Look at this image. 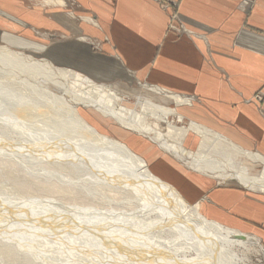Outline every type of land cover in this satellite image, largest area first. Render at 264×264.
I'll return each mask as SVG.
<instances>
[{"label":"bare ground","instance_id":"6f19581e","mask_svg":"<svg viewBox=\"0 0 264 264\" xmlns=\"http://www.w3.org/2000/svg\"><path fill=\"white\" fill-rule=\"evenodd\" d=\"M73 69L0 44V113H15L23 123H0V181L14 180L13 188L0 185L4 262L247 264L251 254L264 255L258 235L211 218L205 198L187 201L142 155L144 145L157 146L194 173L264 193L262 154L242 149L174 106L121 94ZM9 93L23 104L6 100ZM98 119L119 126L129 141L103 131ZM83 174L88 180H79ZM19 229L24 234H16Z\"/></svg>","mask_w":264,"mask_h":264},{"label":"crops","instance_id":"0c3cea01","mask_svg":"<svg viewBox=\"0 0 264 264\" xmlns=\"http://www.w3.org/2000/svg\"><path fill=\"white\" fill-rule=\"evenodd\" d=\"M41 1L51 11L56 7L54 14L39 7L27 9L20 0H0L12 4L6 11L0 5V17L7 18L6 24L0 23V44L74 68L121 94L146 95L174 106L242 149L264 156V0H72L82 5L79 13L67 10L69 0L64 5L36 2ZM93 15L96 23L83 18ZM70 17L81 21L77 25ZM32 25L72 36L94 32L105 52L90 54V46L77 40L35 42L39 36ZM88 38L83 33L78 40ZM168 93L190 102L178 104ZM144 147L147 153L162 152L157 146ZM205 177L193 181L196 193H191L195 200L205 196L211 218L246 232H251L243 228L251 227L249 221L264 219V193Z\"/></svg>","mask_w":264,"mask_h":264},{"label":"rangeland","instance_id":"374dc122","mask_svg":"<svg viewBox=\"0 0 264 264\" xmlns=\"http://www.w3.org/2000/svg\"><path fill=\"white\" fill-rule=\"evenodd\" d=\"M20 1H21V4H23V6L25 8H27V9H28V7H39L45 13L53 12V14H54V12H55V10H53V9H55L56 7L55 8H51L52 9V11H51L50 7H48L47 5L42 4V2H36L37 0L36 1L35 0H20ZM175 4L177 6L176 2H175ZM0 5H2L3 7L6 8V9H4L5 11L7 9H11L12 8V4H10V3L9 4H0ZM14 6H15L14 8H16V4H14ZM80 6H82V5L78 4V2L75 3L74 1L69 0V2H68L66 7H67L68 11H72L73 10V11H76L77 13H79L78 10L80 9ZM164 6L167 7L168 5L165 4ZM57 8L58 9H62L61 7H57ZM89 12H92V11L90 10ZM175 17H177V16H175ZM175 17H172V20L176 19ZM70 18H71L72 21H74L75 24L78 25L80 23L79 20L81 19V17H78L76 19H74L72 17H70ZM93 18L96 19V16L93 15ZM4 19L7 20V18H5V17H3V18L0 17V23L1 24H6L5 22H3V21H5ZM21 27H23V26H21ZM31 28H32L31 30L36 33V36H39V38H37V39L34 38L35 42L39 41L38 43H42V44L43 43H48L49 45H55L53 43H55L56 40H58L59 42H63L65 40L69 41V42L77 40V42H79L81 44H84V45L87 44L88 46H90V51H89L90 54H99V53L105 52L103 50L104 49L103 48V43L104 42L101 43L99 40H96V33H94V32H83V31H81V32L74 33V36H72V35H68V34H61L60 32H55V31L50 32V30L46 29V27L43 26V25H37V27L32 25ZM170 29L171 30L174 29L175 31L178 30L175 27H170ZM23 31H22V29H20V32H23ZM20 32H18V33L20 34ZM83 33H85L89 37L87 39V41L78 40V37L81 36ZM68 36L70 38H67ZM26 37L30 38L28 36H26ZM30 39H32V38H30ZM0 43H3V42L0 41ZM37 58H39V57H37ZM113 81H115V80H113ZM137 83H138L137 81H134L133 82V86L137 87L138 86ZM256 98L258 100H261L262 96L257 94ZM5 99L9 100L10 102H12L14 106H18V104H20V105L23 104L21 101H19V99H20L19 96L11 95L10 93L7 94V97H5ZM2 104L3 103L0 100V105H2ZM87 112L88 111L86 110V116L87 115H91L93 117V119L96 118V116L93 115L94 112L93 113L92 112H88L87 113ZM7 121H11V122H14V123L17 122V123L20 124L21 123L20 121H22V120H20L18 115H16L15 113H7V112L0 113V123L4 124ZM99 121H100V125L103 127L102 128L103 131L107 130L111 136H113L115 138H118V139H120V140H122L124 142H128L129 141V138L131 136L128 137L127 135L122 134L119 126H117L116 124H113L112 122H109V124H108V122H105V120H103V119H100ZM21 124H23V123H21ZM28 125L29 124L26 123V126H28ZM8 126L10 127V125H7V127ZM27 130L29 132V129H27ZM6 135L8 136L7 133H6ZM132 139H134V138H132ZM0 140L3 141L5 139L0 137ZM130 144H131L130 146H131L132 149L138 150L137 146H135L133 143H130ZM155 154H156V152L155 153H153V152L152 153L151 152L147 153V151L145 153H142V155L148 161V163L150 165V168L153 170V172L155 174H157L159 177H161L163 180L171 182V184L174 185L181 193L183 191L182 194L186 197L187 201H189L190 203L198 201V199L195 200V198H196L195 194L194 195L191 194V192L192 193H196L195 190L193 189L194 186H192V183L197 178L200 179V177H202V175L200 176L199 173H194V172L188 170L186 167H184L179 162H176L175 160H171L169 156H167L165 154H162V152H160L159 155H155ZM170 160H171V162L173 163L174 166L170 163ZM257 167L259 168V165H257ZM79 176H80L79 177L80 181H85L87 179L86 178V174L82 175L85 178H81L82 177L81 175H79ZM52 179H53V176H52ZM205 179H209V178L205 177ZM13 181L14 180H11V179H8L7 181H4L3 178H2L1 181H0V185L6 186L8 188H13ZM213 183H215V182H213ZM234 185H238V184H234ZM204 197L202 196L199 199H202ZM44 199H46V197L38 196L37 198H35V200H44ZM20 211H23V210H20ZM234 217L237 218L236 216H234ZM260 219H261V221H255V222L254 221H249V224H250L251 227H243V228H245V229L248 228L249 231H251V232L255 233L256 235H258L261 238V240H262V244L264 245V233L261 232V231L264 232V219H262V218H260ZM62 220L65 221L64 218ZM63 221L61 223H59V225H61V226L64 225ZM47 223L50 224V222H47ZM51 224H52V222H51ZM51 224H50V226H51ZM55 225H57V224H55V223L52 224L53 228H54ZM254 228H256L258 232L256 230H253ZM15 233L18 234V235L24 234V232L21 231V229L15 230ZM0 235L5 239L6 236H4L1 233H0ZM92 243L93 242H90V244H92ZM250 257H251V259H250V261L247 262V264H264V255L263 254L260 255V254L253 253V254L250 255ZM0 264H21V261L19 263H14V262L13 263H6V262H4V259L1 257L0 258Z\"/></svg>","mask_w":264,"mask_h":264},{"label":"water","instance_id":"95a60500","mask_svg":"<svg viewBox=\"0 0 264 264\" xmlns=\"http://www.w3.org/2000/svg\"><path fill=\"white\" fill-rule=\"evenodd\" d=\"M110 226H111V225H109V228H111V229L114 228V227H110ZM107 227H108V226H107ZM134 256H135V255H134ZM135 257H136V256H135ZM135 257H134V258H135ZM136 258H137V257H136Z\"/></svg>","mask_w":264,"mask_h":264}]
</instances>
